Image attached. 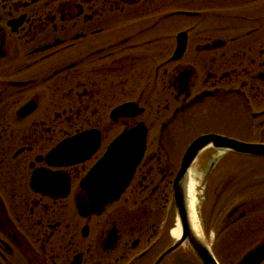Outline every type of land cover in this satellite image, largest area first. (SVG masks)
Wrapping results in <instances>:
<instances>
[{"label": "flooded vegetation", "instance_id": "af4514ba", "mask_svg": "<svg viewBox=\"0 0 264 264\" xmlns=\"http://www.w3.org/2000/svg\"><path fill=\"white\" fill-rule=\"evenodd\" d=\"M140 126L129 186L82 210L92 169ZM206 136L225 140L179 191L201 183L207 243L212 207L243 198L217 229L242 264L264 246V156L228 142L264 146V0H0V264H182L181 249L165 256L177 181Z\"/></svg>", "mask_w": 264, "mask_h": 264}, {"label": "water", "instance_id": "95a60500", "mask_svg": "<svg viewBox=\"0 0 264 264\" xmlns=\"http://www.w3.org/2000/svg\"><path fill=\"white\" fill-rule=\"evenodd\" d=\"M146 138V130L144 127L140 126L119 136L109 147L104 157L96 164L88 176L87 184L85 186L96 194L91 198V204L83 205V209L81 208L82 210H98L103 208L106 204L119 199L121 194L129 186L136 168L144 157ZM223 140L225 139L216 136L202 137L194 142L188 149L177 181L176 204L178 222L181 226L182 234L181 238L177 240L176 244L166 253L165 256L180 249L184 245H187L199 264H219L209 244L205 240L203 229V237L197 236V234L194 233L189 221L185 189L182 188L181 191H179V187L180 185L184 186L186 175L200 150L208 144H218ZM228 144L240 152L244 151L264 156V146L243 148L240 143L235 141H229ZM62 149L63 146H60L58 150L51 155L50 159L52 158L53 160H56L61 158ZM93 150L94 148L85 153V157H83L84 160L91 156ZM80 153L82 154L83 151ZM262 258H264V246L250 254L242 264H259ZM159 263L160 261L158 264Z\"/></svg>", "mask_w": 264, "mask_h": 264}, {"label": "rangeland", "instance_id": "374dc122", "mask_svg": "<svg viewBox=\"0 0 264 264\" xmlns=\"http://www.w3.org/2000/svg\"><path fill=\"white\" fill-rule=\"evenodd\" d=\"M198 185H201V183H198ZM198 189H199V194H200V199H199L200 201L198 204V213H199L200 221L203 223L204 220L207 221L211 215H210V210L205 205L206 204L205 201H203V199L201 198V192H202L201 187L199 186ZM242 201H244L243 198L236 197V199L232 200L230 202V205H228V206L222 204V202L219 201L221 206H219V203H218L214 207H212V212L215 215H213L214 216V224L211 227V232L215 235V228H216V232H217L216 236L218 234V236H217L218 238H216V239H218V240L214 243V240L210 241L208 236L206 238L213 245L212 249L214 250L215 254H217L218 260L220 261L221 264H225V263L228 264V260L226 258H224V253L222 251L223 249H222L220 243H218L220 241V237H221V235L219 234L218 231L222 227L223 221H224L225 216L227 215L230 207H232L233 205L240 203ZM259 208H264V207L259 206ZM214 209H215V211H214ZM260 213H264V209ZM217 229H218V231H217ZM209 242H208V244L211 246V244ZM181 259H182V264H193L192 261H195V264H199V262L196 259H194V257L192 256V253H191V251L187 245H184L181 248Z\"/></svg>", "mask_w": 264, "mask_h": 264}, {"label": "bare ground", "instance_id": "6f19581e", "mask_svg": "<svg viewBox=\"0 0 264 264\" xmlns=\"http://www.w3.org/2000/svg\"><path fill=\"white\" fill-rule=\"evenodd\" d=\"M197 187L198 183L197 181H188L186 185V205L189 215V221L191 224V227L197 236H202V227H201V221L199 218L198 213V203L199 200L197 198ZM182 229L181 226L178 224L176 229L173 231V236L176 240H179L181 238Z\"/></svg>", "mask_w": 264, "mask_h": 264}]
</instances>
